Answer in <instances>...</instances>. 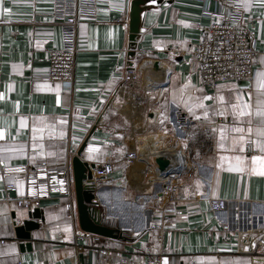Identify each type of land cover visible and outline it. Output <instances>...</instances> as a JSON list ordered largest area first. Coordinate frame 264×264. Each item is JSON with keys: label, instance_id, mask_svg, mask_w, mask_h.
Wrapping results in <instances>:
<instances>
[{"label": "crops", "instance_id": "1", "mask_svg": "<svg viewBox=\"0 0 264 264\" xmlns=\"http://www.w3.org/2000/svg\"><path fill=\"white\" fill-rule=\"evenodd\" d=\"M132 1L101 0L94 18L78 21L69 85L40 78L47 50L63 46L66 4L0 0V130L10 133L0 142V264H125L158 255L164 264H264L257 246L264 236V0H240L257 38L252 80L219 83L211 91L196 78L191 50L209 23L204 11L220 0L150 2L134 63L157 60L167 78L138 123L134 109H142L115 97L128 73ZM136 127L141 134L130 139ZM83 142V162L116 164L112 182L94 189L92 206L124 240L89 234L75 240V205L71 212L52 196L18 208L16 194L5 190L12 179L2 177L4 166L46 162L52 170H71ZM134 145L144 158L127 166L123 159ZM178 146L182 171L157 174L152 154ZM169 180L177 183L171 199L163 191ZM212 199L223 200L224 210L213 213ZM24 221L38 225L30 249L13 231Z\"/></svg>", "mask_w": 264, "mask_h": 264}, {"label": "built area", "instance_id": "2", "mask_svg": "<svg viewBox=\"0 0 264 264\" xmlns=\"http://www.w3.org/2000/svg\"><path fill=\"white\" fill-rule=\"evenodd\" d=\"M66 4L68 9L60 15L62 18L63 46L59 49H49L48 67L40 78L49 82H61L71 85L74 77L76 48V28L79 20L94 18L98 3L101 0H58ZM204 14L209 19L207 26L201 29L200 39L192 48L191 55L195 64V74L198 82L209 91L217 84L228 81L252 80L255 71L256 42L257 38L250 25L245 24L243 6L240 0H220L216 8L205 10ZM155 62V60H150ZM146 65V64H145ZM138 78L137 70L134 68L126 75L123 84L119 85L115 92L116 99L124 106L137 105L138 109L149 106L150 98L139 91L136 85ZM139 133L131 130L129 138L133 139ZM10 140V133L0 130V142ZM176 158L180 161L170 169L168 175L182 171L185 160L181 150H173ZM157 151L153 153L152 159L156 157ZM151 155V156H152ZM143 155L132 146L123 161L125 165L131 166L143 159ZM148 158V164H150ZM147 164V165H148ZM117 171L116 164L110 160L94 164L91 169L89 186L96 188L102 183L112 182ZM157 174L159 172L157 171ZM2 177L11 178L12 182L6 183V192L16 194V206L18 208H31L39 206L41 200H47L57 196L64 200L68 209L72 212L75 199L72 183V173L69 165L60 170H52L46 162H38L33 165H9L2 168ZM160 175V174H159ZM167 175V176H168ZM164 175L163 177H166ZM85 184L86 181H83ZM22 184L20 188L19 185ZM163 191L171 199L177 192L175 181H166ZM95 199L93 200L94 207ZM210 210L218 213L224 210L225 202L220 199H212L209 202ZM224 231L228 230L226 225L222 226ZM87 234L78 230L74 233L75 240H82ZM258 248L264 249V236L257 242ZM101 256H106L101 252ZM165 259L161 256L148 257L144 262L125 264H164Z\"/></svg>", "mask_w": 264, "mask_h": 264}, {"label": "water", "instance_id": "3", "mask_svg": "<svg viewBox=\"0 0 264 264\" xmlns=\"http://www.w3.org/2000/svg\"><path fill=\"white\" fill-rule=\"evenodd\" d=\"M158 1V4L164 1L168 4L174 2V0H133L128 23V33H129V54H128V68L127 71H132L134 69V56L136 53L135 41L137 35L141 30V20L144 10L150 9V2ZM179 1V0H178ZM158 62L155 60L151 74H157ZM164 71V69L162 68ZM86 142H83L78 152L71 159V173H72V183L76 207V216L79 229L89 235L102 237L107 239H120L124 240L118 230L111 229L101 224L95 216H93L90 204H93L94 191H92L91 186L88 185L91 179V169L94 164H88L83 162L80 158V153L82 152ZM157 171L160 175H168L171 172L173 163L165 156H157L153 159ZM83 181H86L84 184ZM32 217L38 218V210H35ZM14 235L17 239L27 241L25 244L26 249H30L31 232L38 230V225L30 221H24L20 226L13 224ZM23 247L21 246V249Z\"/></svg>", "mask_w": 264, "mask_h": 264}, {"label": "rangeland", "instance_id": "4", "mask_svg": "<svg viewBox=\"0 0 264 264\" xmlns=\"http://www.w3.org/2000/svg\"><path fill=\"white\" fill-rule=\"evenodd\" d=\"M150 60H153V59H148V58H139L138 60L136 59L135 61V64H134V68L137 70V74H138V78H137V82H136V85H137V88L139 91L143 92L144 95L146 94L149 98H151V96H154L155 94H158V91H161L163 90L164 86L166 85V82L163 83V84H158L155 80H152V81H147V77L145 76V71L143 69V66H147L148 63H150L151 61ZM157 61V60H156ZM158 63L161 64V62L157 61ZM146 64V65H145ZM162 65V64H161ZM167 78V77H166ZM152 83V84H151ZM129 106V105H127ZM137 105H130L129 107H135L136 108ZM137 107H140V106H137ZM150 106H147V107H144L142 105V110H135L134 109V113H135V119H136V123L140 122V115H142V111L143 112V115L146 113L147 109L149 108L150 110ZM133 109L132 108H129L128 111H132ZM138 111V113H137ZM134 122V126L136 125V123ZM135 131L138 132L139 131V134L140 133V129H138V127L135 128ZM138 135V134H137ZM136 135V136H137ZM147 135H149L147 133ZM150 140H153V137H150L148 139V141H146V145L147 146H150V143L151 141ZM176 147V146H175ZM180 150V147L178 146L177 148H173V150Z\"/></svg>", "mask_w": 264, "mask_h": 264}, {"label": "bare ground", "instance_id": "5", "mask_svg": "<svg viewBox=\"0 0 264 264\" xmlns=\"http://www.w3.org/2000/svg\"><path fill=\"white\" fill-rule=\"evenodd\" d=\"M153 64H154V62H152L151 64H149L148 63V65L145 67V66H143V69H144V71H145V76L147 77V81H152V80H155L158 84H163L164 82H165V80H166V70H165V68L164 67H162L161 65H160V63L158 64V70H157V74H154V75H152L151 74V71H152V67H153ZM162 68L164 69V71L162 70ZM152 84V83H151ZM134 109V108H133ZM155 153V152H154ZM174 153H176V152H170V153H168V151H165V153H156L155 155H156V157L157 156H160V155H162V156H165L166 157V155H170L171 157H172V162L171 163H175V164H177L179 161H180V157H178V158H176V154H174ZM170 159V158H169ZM172 167H173V165H172ZM135 172H136V174H137V171L136 170H134ZM135 174V173H134ZM136 174H135V176H136Z\"/></svg>", "mask_w": 264, "mask_h": 264}, {"label": "trees", "instance_id": "6", "mask_svg": "<svg viewBox=\"0 0 264 264\" xmlns=\"http://www.w3.org/2000/svg\"><path fill=\"white\" fill-rule=\"evenodd\" d=\"M92 188V191H94L95 188L91 187ZM93 204H90V207L92 209V213H93V216L96 217V219L103 225H105V221H104V218H103V215L102 213L99 211V210H94V207L92 206ZM103 239V238H102Z\"/></svg>", "mask_w": 264, "mask_h": 264}, {"label": "snow or ice", "instance_id": "7", "mask_svg": "<svg viewBox=\"0 0 264 264\" xmlns=\"http://www.w3.org/2000/svg\"><path fill=\"white\" fill-rule=\"evenodd\" d=\"M241 114H243V113H241ZM238 131H239V129H237ZM241 139H243V137H241Z\"/></svg>", "mask_w": 264, "mask_h": 264}]
</instances>
